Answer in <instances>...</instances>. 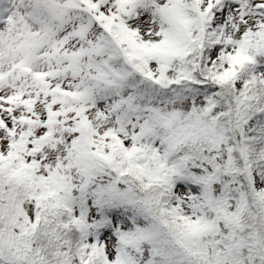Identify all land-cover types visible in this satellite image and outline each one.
<instances>
[{"label": "snow or ice", "instance_id": "obj_1", "mask_svg": "<svg viewBox=\"0 0 264 264\" xmlns=\"http://www.w3.org/2000/svg\"><path fill=\"white\" fill-rule=\"evenodd\" d=\"M0 264H264V0H0Z\"/></svg>", "mask_w": 264, "mask_h": 264}]
</instances>
